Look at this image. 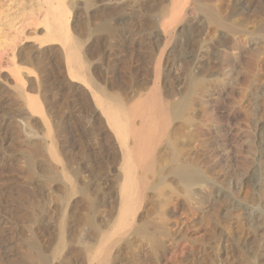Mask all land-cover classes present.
<instances>
[{
	"label": "rangeland",
	"instance_id": "374dc122",
	"mask_svg": "<svg viewBox=\"0 0 264 264\" xmlns=\"http://www.w3.org/2000/svg\"><path fill=\"white\" fill-rule=\"evenodd\" d=\"M13 1L19 19L40 18L42 11H31L34 0ZM97 1L89 13L77 8L71 24L90 48L88 63L107 95L130 106L157 82L170 104L195 74L203 80L196 105L143 158L149 164L138 172L147 185L133 226L115 236L126 183L115 136L87 86L61 85L58 101L50 93L48 104L41 102L51 129L57 122L64 131L62 162L55 161L42 117L29 112L13 87L18 34L0 26V264L263 263L264 0H213L217 20L197 5L171 27L172 38L164 29L174 0ZM103 24L110 31L97 32ZM37 29L43 32L44 24ZM35 42L31 36L22 45ZM48 46H42L46 59L60 62L59 46ZM184 161L204 177L191 189L173 174Z\"/></svg>",
	"mask_w": 264,
	"mask_h": 264
},
{
	"label": "bare ground",
	"instance_id": "6f19581e",
	"mask_svg": "<svg viewBox=\"0 0 264 264\" xmlns=\"http://www.w3.org/2000/svg\"><path fill=\"white\" fill-rule=\"evenodd\" d=\"M11 1L13 0H0V26L2 27L1 31H5L4 29L8 27L18 34V37L12 38L14 44L11 47V49L14 47L12 55L13 66H11L14 67L15 73L19 77V82L16 83V81V85L13 87L19 97L25 101L29 112L42 117L41 123L47 130L53 143L51 156L55 161L61 163L62 151L60 145L65 143L64 139H62L64 131L62 125L57 122H54V130L51 129L49 117L44 115L43 104L41 102L47 103L50 100V93L53 94L54 101H58L61 95V85L68 89L74 87L76 83L87 86V91L92 97L93 103L97 107V110L101 112L110 132L115 136L116 144L125 160L124 172L126 174V183L123 189L124 205L115 236L126 233L133 226L135 212L142 199V191L147 185V180L138 172L139 168L143 169L149 164L150 160L147 162L143 158L151 151L155 142L163 136L172 121L194 109L197 96L196 89L202 86L203 80L195 74H190L189 87L177 100L170 104L162 98L159 91V83L156 82L154 90L149 96L140 99L139 103L128 106L118 95L113 97L107 95L105 86L99 83L92 74L88 63L90 48L82 46L79 38L76 39V35L73 33L75 30L73 31L72 28L71 14L75 13L77 8L88 12L90 8L96 6L97 0H34L36 7L33 10H29L33 12L35 10H38L37 12L42 11L43 14L45 13V16L43 17L42 12H40L43 20H39L41 16L40 18L36 17V19L34 17L35 22H32V24L30 22L26 23L27 14L23 15L22 19H19L18 15L20 13L17 11L12 12L18 2L12 7ZM211 1L213 0H174L172 17L167 25L169 29H164L165 36L172 38L173 31L171 27L183 22L186 14L194 10L197 5L201 11L206 13L209 19L217 20L218 16L213 6L209 3ZM5 5L10 7L9 10L3 9ZM26 7L28 8V5ZM20 8L23 9V7ZM15 12L18 14L14 16ZM21 12L23 11L21 10ZM260 13L262 18H264V12ZM18 19L19 21L15 24L14 22ZM20 23H22L21 28L26 23L25 28L22 30L17 28V25ZM41 24H44L45 29L43 32L38 33L37 27ZM27 26L35 27L31 30V33H25L24 29ZM259 29L264 33V19ZM95 30L97 32L110 31V27L107 24H103ZM31 36H33L37 43L22 45V41L30 39ZM50 44H57L59 46L60 53L58 55L60 54L62 57L61 63L55 62L52 64L46 59L47 48L43 49L42 46H50ZM17 47L16 52L15 49ZM159 72V67H156V76H158ZM31 74L37 76L34 81L30 77ZM26 82L29 83L28 87H26ZM28 166L32 168L30 161ZM173 174L185 187L190 189L204 178L197 164L190 161L177 164L173 169ZM63 243L64 240L62 239ZM103 251L105 252V250ZM35 253L37 255L38 252ZM42 261L40 260V262ZM100 264H103V262L100 261ZM261 264H264V262Z\"/></svg>",
	"mask_w": 264,
	"mask_h": 264
}]
</instances>
